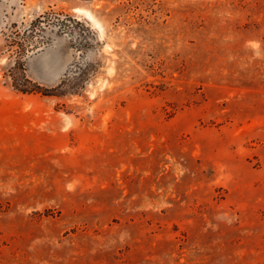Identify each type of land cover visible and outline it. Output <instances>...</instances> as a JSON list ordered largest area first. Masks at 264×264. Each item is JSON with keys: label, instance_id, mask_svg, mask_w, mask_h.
I'll return each mask as SVG.
<instances>
[{"label": "rangeland", "instance_id": "obj_1", "mask_svg": "<svg viewBox=\"0 0 264 264\" xmlns=\"http://www.w3.org/2000/svg\"><path fill=\"white\" fill-rule=\"evenodd\" d=\"M0 264H264V0H0Z\"/></svg>", "mask_w": 264, "mask_h": 264}, {"label": "trees", "instance_id": "obj_2", "mask_svg": "<svg viewBox=\"0 0 264 264\" xmlns=\"http://www.w3.org/2000/svg\"><path fill=\"white\" fill-rule=\"evenodd\" d=\"M72 20H74V22H76L77 24L81 23V21H79V20H76V19H72ZM63 23H65V22H63ZM18 63L22 64L21 61H19ZM18 89L21 90V91H28V89L26 87H18Z\"/></svg>", "mask_w": 264, "mask_h": 264}, {"label": "bare ground", "instance_id": "obj_3", "mask_svg": "<svg viewBox=\"0 0 264 264\" xmlns=\"http://www.w3.org/2000/svg\"><path fill=\"white\" fill-rule=\"evenodd\" d=\"M79 9H81V8H79Z\"/></svg>", "mask_w": 264, "mask_h": 264}]
</instances>
